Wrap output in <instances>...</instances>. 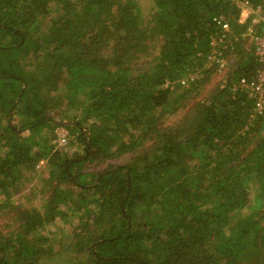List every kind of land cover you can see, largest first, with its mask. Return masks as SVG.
I'll list each match as a JSON object with an SVG mask.
<instances>
[{
    "label": "trees",
    "instance_id": "trees-1",
    "mask_svg": "<svg viewBox=\"0 0 264 264\" xmlns=\"http://www.w3.org/2000/svg\"><path fill=\"white\" fill-rule=\"evenodd\" d=\"M144 2L0 0V264H264V0Z\"/></svg>",
    "mask_w": 264,
    "mask_h": 264
},
{
    "label": "built area",
    "instance_id": "built-area-1",
    "mask_svg": "<svg viewBox=\"0 0 264 264\" xmlns=\"http://www.w3.org/2000/svg\"><path fill=\"white\" fill-rule=\"evenodd\" d=\"M217 23L221 26V29L227 32L229 31V27L226 23H222L220 20H218ZM239 23H243L240 16ZM226 44H228V42L224 40V36L222 38H211L209 43L210 54L207 57L209 61L218 65V72L222 74L226 73L227 69L225 61L220 58V50H225ZM253 45L255 47L254 54L258 61L262 64V68L258 70L256 76L252 80H240L236 88L251 101L253 109L252 113L257 116L261 115L264 109V35L253 38ZM192 79H194V76H188L181 83L184 84ZM55 133L56 139L54 144L61 148L67 146L69 141L66 132L62 129H57Z\"/></svg>",
    "mask_w": 264,
    "mask_h": 264
},
{
    "label": "rangeland",
    "instance_id": "rangeland-1",
    "mask_svg": "<svg viewBox=\"0 0 264 264\" xmlns=\"http://www.w3.org/2000/svg\"><path fill=\"white\" fill-rule=\"evenodd\" d=\"M143 1V0H142ZM143 4V11H145L146 9H148V6H147V3H146V0ZM251 12V11H250ZM249 9H246V8H243V9H240V13H239V16L241 18V21H243V23L245 22V20L248 18V16L250 15L249 13ZM224 60V59H223ZM208 62H211L207 59ZM219 80V78H213L212 79V82L213 83H216L217 81ZM61 130V128H60ZM63 130V129H62ZM65 132L68 136V141H69V144L67 147L65 148H60V147H54V149L60 151L61 153H64V154H67V155H71V154H74L75 152H79V150H81L80 148H78L77 146V143L74 142V139H73V136L69 134V132L65 129ZM43 163H40L39 166H38V170L39 169H43ZM31 185H29L30 187ZM28 188H25L22 190V192L19 194H16L14 195L13 199L14 201L16 202H19V203H23L24 202V199H23V195L27 193V190ZM22 195V196H20ZM35 203H37V200H35ZM1 224L2 223H5V221L3 222H0ZM77 225V222H76V218H72V216H69L68 215V218L65 219V221H62V220H57L55 225L51 226L49 228L50 230V235H49V245L52 246L53 250H52V253L53 254H56L58 253L59 255H55V262H58L60 263V260L59 258L60 257H63V261L65 260L66 258V255L68 252H66L65 250V247L68 243L72 242L75 240L74 237H72L71 233H72V227ZM74 238V239H73ZM46 243V242H45ZM59 256V257H58Z\"/></svg>",
    "mask_w": 264,
    "mask_h": 264
},
{
    "label": "clouds",
    "instance_id": "clouds-1",
    "mask_svg": "<svg viewBox=\"0 0 264 264\" xmlns=\"http://www.w3.org/2000/svg\"><path fill=\"white\" fill-rule=\"evenodd\" d=\"M60 128L63 129V130L65 131V128H62V127H60ZM60 128H56V129H55V132H56L57 129H60ZM55 132H54V133H55ZM55 136H56V133H55ZM67 138H68V136H67ZM55 139H56V137H55ZM55 139L52 141V145H53V147L56 146V145L54 144ZM73 139H74V138H73ZM74 142L76 143L75 140H74ZM68 144H69V142H68ZM67 146H68V145H67ZM67 146H65V147H67ZM56 147H58V146H56ZM65 147H63V148H65ZM60 148H61V147H60Z\"/></svg>",
    "mask_w": 264,
    "mask_h": 264
}]
</instances>
